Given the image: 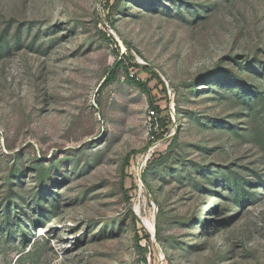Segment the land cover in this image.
I'll use <instances>...</instances> for the list:
<instances>
[{
    "label": "rangeland",
    "instance_id": "obj_1",
    "mask_svg": "<svg viewBox=\"0 0 264 264\" xmlns=\"http://www.w3.org/2000/svg\"><path fill=\"white\" fill-rule=\"evenodd\" d=\"M0 264H264V0H0Z\"/></svg>",
    "mask_w": 264,
    "mask_h": 264
},
{
    "label": "trees",
    "instance_id": "obj_2",
    "mask_svg": "<svg viewBox=\"0 0 264 264\" xmlns=\"http://www.w3.org/2000/svg\"><path fill=\"white\" fill-rule=\"evenodd\" d=\"M120 66H124V63H121V62H118L116 65H115V67H113L111 70H110V72H109V77H108V80L111 82V81H113L115 78H116V72H117V70H118V68L120 67ZM126 70H128L127 68H126ZM134 82L142 89V90H144L145 92H147V93H149V89H148V87H147V85L146 84H144V83H141L140 81H138V80H134ZM156 109H158L157 107H156ZM148 170V168L145 170V172ZM146 174V173H145Z\"/></svg>",
    "mask_w": 264,
    "mask_h": 264
},
{
    "label": "bare ground",
    "instance_id": "obj_3",
    "mask_svg": "<svg viewBox=\"0 0 264 264\" xmlns=\"http://www.w3.org/2000/svg\"><path fill=\"white\" fill-rule=\"evenodd\" d=\"M144 222H145V225L147 226V228L154 232V228H155L154 222L153 221H149V220H147V221L145 220Z\"/></svg>",
    "mask_w": 264,
    "mask_h": 264
},
{
    "label": "built area",
    "instance_id": "obj_4",
    "mask_svg": "<svg viewBox=\"0 0 264 264\" xmlns=\"http://www.w3.org/2000/svg\"><path fill=\"white\" fill-rule=\"evenodd\" d=\"M151 114H152V117L155 116V112H154V111H152ZM141 168H142V167H141Z\"/></svg>",
    "mask_w": 264,
    "mask_h": 264
}]
</instances>
